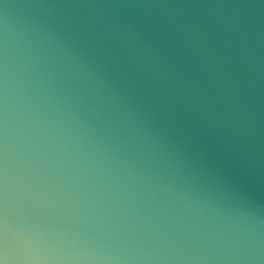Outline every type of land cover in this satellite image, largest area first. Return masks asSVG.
<instances>
[{
    "label": "water",
    "instance_id": "obj_1",
    "mask_svg": "<svg viewBox=\"0 0 264 264\" xmlns=\"http://www.w3.org/2000/svg\"><path fill=\"white\" fill-rule=\"evenodd\" d=\"M0 264H264V0H0Z\"/></svg>",
    "mask_w": 264,
    "mask_h": 264
}]
</instances>
